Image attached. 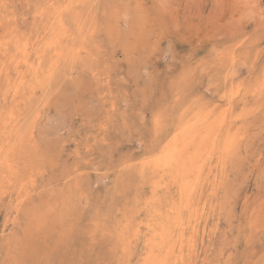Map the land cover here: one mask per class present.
<instances>
[{"label": "rangeland", "instance_id": "obj_1", "mask_svg": "<svg viewBox=\"0 0 264 264\" xmlns=\"http://www.w3.org/2000/svg\"><path fill=\"white\" fill-rule=\"evenodd\" d=\"M140 263L264 264V0H0V264Z\"/></svg>", "mask_w": 264, "mask_h": 264}, {"label": "bare ground", "instance_id": "obj_2", "mask_svg": "<svg viewBox=\"0 0 264 264\" xmlns=\"http://www.w3.org/2000/svg\"><path fill=\"white\" fill-rule=\"evenodd\" d=\"M111 1V0H110ZM125 2V1H124ZM108 3V2H107ZM109 4V3H108ZM127 13V12H126ZM130 13V12H129ZM169 153V152H168ZM191 221V220H190ZM141 264V263H140Z\"/></svg>", "mask_w": 264, "mask_h": 264}]
</instances>
